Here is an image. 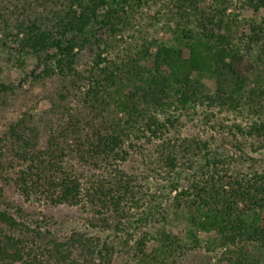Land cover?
<instances>
[{"label": "trees", "instance_id": "obj_1", "mask_svg": "<svg viewBox=\"0 0 264 264\" xmlns=\"http://www.w3.org/2000/svg\"><path fill=\"white\" fill-rule=\"evenodd\" d=\"M142 1L0 0V47L14 52L9 57H17L19 66L25 67V59L37 62L22 81L55 84L46 96L53 115L44 125L30 111L9 122L6 140H15L12 150L22 169L4 180L12 181V190L24 201L43 203L49 209L71 205L89 216L93 228L112 230L120 239L125 234V241L147 227L138 250H133L134 256L138 254L135 264H180L181 253L202 248L207 252L224 248L227 264H260L264 262V162L250 163L254 158L247 151L264 150V28L259 26L264 22V2L251 4L259 24L235 25L222 8L218 14L223 28L216 22L203 23L198 35L184 34L176 47L167 48L160 63L151 65L140 58L147 68L145 75L116 71L105 63L101 42L109 47L112 38L121 36L133 5ZM196 3L175 0L173 4L192 10ZM86 49L93 54L89 66L81 63ZM203 77L217 84L215 92L205 94ZM14 88L2 85L0 97ZM214 98L230 109L247 105L256 114L248 130L237 129L253 140L250 145H234L243 160H238V175L230 169L237 160L234 155L211 147L213 135H176L183 110L195 112L199 103L210 105ZM131 100L142 104L130 107ZM133 109L142 123L119 116H130ZM209 122V117H200L201 125ZM4 169L0 164V174ZM183 172L191 173L185 184L179 182ZM239 175L241 180L236 179ZM226 180L235 182H230L232 191L217 202L215 193L224 189ZM1 189L0 203L7 206L0 209V264L116 263L119 250L112 242L87 233L57 236L49 227L53 216L21 208L12 211L2 201ZM164 190L166 200L176 192L177 204L196 208L192 213L200 217L194 219L196 230L189 229L182 237L170 235L167 228L152 233V226L159 223L157 215L165 212L164 196L159 197ZM211 201L216 207L203 214ZM221 203L224 209L218 207ZM185 239L189 242L183 243ZM147 244L152 246L148 256L143 249Z\"/></svg>", "mask_w": 264, "mask_h": 264}, {"label": "rangeland", "instance_id": "obj_2", "mask_svg": "<svg viewBox=\"0 0 264 264\" xmlns=\"http://www.w3.org/2000/svg\"><path fill=\"white\" fill-rule=\"evenodd\" d=\"M196 6H193L192 10L178 9L174 6L175 0H143L138 6L133 5L130 18H128V26L123 29L121 36L116 39L112 38L110 40V46L107 47L103 41L101 45L105 47L103 52V58L105 63L110 66V68L116 69V71H136L142 75L146 74V70L139 62L140 58H145L149 60L151 65L157 64L162 61L167 48L172 49L177 46L179 41L183 38L184 34H195L198 35L202 31L203 23L210 25L211 22H216L223 28V23L220 21V15L218 10L224 8L226 16L234 21L243 22L245 24L250 23L259 24L257 20L253 18V9L251 4L262 3L264 0H197ZM197 7V9H195ZM205 13L206 15H201ZM116 17L120 18V13L115 11ZM260 22V27L264 28V22ZM246 34L250 33V27L245 28ZM95 39H92V45L95 46ZM12 45V44H11ZM14 45V44H13ZM14 47V46H11ZM88 50V49H86ZM83 50L81 53V63L89 66L90 62L93 61V54L91 51ZM10 55H16L14 52L10 54L7 49L0 47V88L2 85L14 86L15 90H7L9 93H2L0 97V164L5 165V169L1 171L0 174V188L3 191L2 201L9 204V208L12 211H17L18 208L23 209L26 213L37 214L38 211L44 212L50 218L49 227L60 237H70L73 233H87L88 236L100 238L101 242H112L113 245L119 250V256L117 257V264H135L136 256H134L133 250H138V243L141 242L142 231L148 230L141 229L136 231L134 238H129L125 241L126 235L122 239L115 236L112 230H104L93 228L88 223V218L80 209L75 208L71 205H63L59 207L47 208L43 203H38L36 201L26 202L19 197L17 192L12 190V181L10 179H5L8 176L16 177L19 170L22 168L18 166V158L14 156L12 150L13 141L6 140V129L8 128L9 122L16 121L17 118L22 117V113L30 111L37 119L36 122H41L45 124L47 117L52 116L51 105L49 104L46 96L50 95L55 89V84L50 80L44 81H32L28 79L23 82L22 79L26 75H30L31 71L36 67V59L30 58L25 59L24 65L19 66V62L15 59H10ZM137 66L141 68H137ZM250 79V78H249ZM201 81L207 85V91L205 94L210 92H215L217 89V84L215 82H208L206 77L201 78ZM248 83V82H247ZM213 95V93L211 94ZM139 100H131V106L141 105ZM195 112H187L183 110L181 112L183 123L179 126V131L176 135L179 137H186V135H200V137L207 138L210 135L215 137L214 143L211 147H219L218 152H226L227 155H234L233 157L237 160L232 161L233 167L230 168L235 175L240 174L235 172V169H241V164L238 162L239 157L242 153L239 152L234 145L239 142H244L250 145L253 142L252 138L246 137L244 134L240 133L238 128L244 129L245 131L249 129V126L256 121V114L253 112L252 108L249 106H244L240 109H230L229 107L222 104L217 98L213 99V103L208 104H198L196 106ZM173 111V110H172ZM166 112V111H165ZM129 115L119 114L120 117H126V119L134 118L140 120L139 113L137 110L133 109V112ZM163 113V112H162ZM187 114L184 116L183 114ZM132 114V116H131ZM47 115V116H46ZM176 115H180V111L176 112ZM195 115V116H194ZM209 117V124L201 125L200 117ZM161 119L164 117L161 115ZM132 118V119H133ZM142 125V124H141ZM210 125H215L216 129H212ZM236 127V129L232 128ZM233 129L234 133L230 131ZM245 139V140H244ZM11 142V143H10ZM129 144V141L127 142ZM250 150V146L248 147ZM217 150V149H215ZM254 160L250 163L256 161L264 162V150L247 151ZM201 155V154H200ZM198 155V158H200ZM224 156L226 154H223ZM226 155V156H227ZM9 161L13 163L14 166H9L7 164ZM238 162V163H237ZM237 163V164H234ZM240 171V170H239ZM246 173L245 170H242ZM15 174V175H14ZM191 173H181L179 177V182L182 184L188 183L186 176H190ZM241 175L236 177L237 180H241ZM176 179V178H175ZM178 179V178H177ZM235 180V179H234ZM233 180L224 181V189L217 190L216 200L217 202L222 201L226 196V193L231 192V186ZM235 183V182H234ZM236 187V185H235ZM168 189V188H167ZM167 190L161 192L159 197L164 196L165 212L157 215L158 224L155 223L151 231L155 233L157 229L161 228L164 230L167 228L170 235L175 234L181 235L186 234L187 230H196V224H194V219L199 220L200 217L195 213L196 208L191 209L189 205L185 203H176L174 196L176 192L172 193L171 198L168 197L166 200ZM215 202L210 203V208L205 210L203 214H208V211L213 207ZM6 204L2 205L0 203V209H5ZM219 208L224 209V205L221 203ZM196 210V211H195ZM162 211V210H161ZM39 221H44V216H39ZM47 221V220H46ZM49 221V220H48ZM165 225V227H163ZM120 239V240H119ZM138 241V242H137ZM189 242L185 239L183 243ZM140 244V243H139ZM142 249V248H140ZM148 256L151 252L152 246L147 244V247H143ZM237 251L232 249V253ZM250 251V250H248ZM258 253L263 254L261 251ZM257 254V252L255 253ZM181 259L178 263L180 264H227L225 261V249L218 248L215 251L207 252L205 249H191L187 254L183 255L181 253ZM115 263V264H116ZM260 264H264L262 261Z\"/></svg>", "mask_w": 264, "mask_h": 264}]
</instances>
